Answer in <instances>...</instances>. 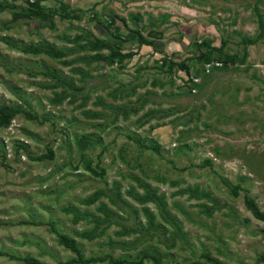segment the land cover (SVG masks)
<instances>
[{
  "label": "rangeland",
  "instance_id": "rangeland-1",
  "mask_svg": "<svg viewBox=\"0 0 264 264\" xmlns=\"http://www.w3.org/2000/svg\"><path fill=\"white\" fill-rule=\"evenodd\" d=\"M61 1L82 20L56 15L53 23L13 24L12 9L0 10V105L21 104L34 115H19L10 128L0 129V264H25L14 256L45 264L76 258L57 232L74 238L86 258L112 255L135 261L148 251L158 254L161 264H209L202 254L210 253L223 264H264L259 261L264 222L245 204L248 195L264 212V38L248 47L243 64L209 68L194 60L204 40L217 47L226 40V51L242 57L243 38L259 35L256 7L264 17V0H45V7ZM92 9L103 20L126 19L127 27L121 20L116 27L131 38L125 44L134 53L131 59L114 66L103 61L65 66L61 62L78 55L59 61L19 50L39 44L69 49L78 43L68 40L88 33L104 38L106 29L90 20ZM136 32L155 45L139 47ZM163 59H190L192 76L167 74L168 67H160ZM50 72L76 89L44 87L59 84L45 75ZM135 88L136 94L125 99ZM67 94L71 101L63 98ZM54 98L62 104L53 105ZM100 98L104 103L97 105ZM129 100L137 107L147 104L128 121H115L116 106L127 104L130 111ZM88 111L102 118L89 119ZM84 134L102 141L82 149L77 142ZM129 134L157 144L160 153L141 149ZM20 144L27 148L16 155ZM50 151L53 159H32ZM207 160L212 166L204 165ZM88 166L106 173L96 176ZM224 180L244 190L235 197ZM143 184L164 196L181 231L165 220L161 201L140 204L128 194L130 187L146 194L149 188ZM196 185L207 199L180 193ZM144 208L155 217L150 229Z\"/></svg>",
  "mask_w": 264,
  "mask_h": 264
},
{
  "label": "trees",
  "instance_id": "trees-1",
  "mask_svg": "<svg viewBox=\"0 0 264 264\" xmlns=\"http://www.w3.org/2000/svg\"><path fill=\"white\" fill-rule=\"evenodd\" d=\"M12 9L13 11V17L12 22L13 24L20 21V20H28L33 21L37 20L40 22L45 21H51L54 22V16L59 15L62 19H69V20H82L81 14H77L75 11H69V5L63 3L62 1L59 2L58 6H51L49 8L45 7V0H31L27 1L25 4H1L0 3V10L3 12L7 9ZM19 10V11H18ZM18 11V12H17ZM90 15V20L98 24V26H102V28L106 29V32L108 34L106 36H103L104 38L98 37L93 35L92 33H88L87 36L81 34L76 35L73 40H68L71 44H77L74 45L72 48H61L57 49L56 46L52 44H46V45H29L25 46L23 48H20L19 50L22 51L25 54H30L34 56H41L44 55L48 58L55 59V60H63L71 55L77 54L78 56L70 61H63L61 62L65 66H70L77 63H83L88 66L93 65L94 63L98 62H105L107 66H114L115 64H123L126 60L131 59L134 55L133 51H129L125 49V44L127 42H130L131 38L128 36H124L122 34L121 28L116 27L117 20H121L123 24L127 27V21L125 18L120 17L118 15H113L110 17V19L103 20L100 18V15L98 14L96 9H92ZM256 12L258 14V23H259V35L256 38L253 37H244L242 40V43L244 44V55L242 57L238 56L237 54H230L226 51V47L228 45V42L226 40L222 41V45L220 47L215 46L212 41L210 40H204L201 42V44H198L196 46L197 48V55L195 56L194 60L197 61L199 64L202 65V67H205L206 65L211 64H221L222 67L228 68L230 65H237V64H243L247 61L248 58V47L251 45L257 44L259 41H261L264 38V17L261 14L258 7H256ZM135 19L136 17L133 16ZM140 19V17L138 16ZM53 26V25H52ZM9 28V25L7 26ZM114 28V32H111V29ZM85 33V32H84ZM137 34V43L139 44V47L143 46H154L155 43L148 39L145 35H143L141 32H136ZM80 41H85L84 44H80ZM105 51H108V53H105ZM193 60V59H191ZM188 61L190 59L177 62L173 59L166 62L165 59L162 60L161 68H164L167 66L166 73L169 75H174L177 71L185 72L186 75H191V66L188 64ZM167 63V64H166ZM79 72V70H77ZM45 75L50 76L58 81L59 84L55 86H50L49 84L44 85V87H71L73 90H75V86L73 83L64 77H58L62 75H58L57 73L50 72L46 73ZM194 78H190V82H193ZM156 85V84H155ZM194 86H197L195 84ZM43 87V88H44ZM64 91H67L64 89ZM63 91V93H64ZM66 93V92H65ZM136 94V88L133 89L130 93L126 94V98H131ZM66 100H70V94H67L65 97ZM141 100L140 97L136 99V101ZM71 101V100H70ZM136 101L132 102L129 100V104L131 106L130 111L127 110V104H124L122 106H116L117 113L115 116V121L119 119V117H122L124 120H129L131 115H138L146 106L147 101H144L141 106H136ZM53 105H59L62 104V99H52L51 100ZM103 104L104 101L101 100L97 103ZM87 117L89 119H99L102 118L101 113L97 112H85ZM19 115H25L29 118H34V115L30 112H27L24 107L20 104L16 105H8V104H1L0 105V129H8L12 125V122L15 120V118ZM128 138L138 144V146L141 149H153L157 153H160V146L157 144L148 145L146 144L145 140H142L139 136L135 134H129ZM101 138H98L95 136V134H84L79 140H78V146L82 149H85L86 147H94L96 143L101 142ZM27 146L25 144H20L16 150V155H19V152L23 149L26 150ZM106 150V148H105ZM2 152L4 154V159H6V153L4 148L2 149ZM54 158L53 151H50L49 154L39 157V158H32L34 160H43L44 158ZM2 164L6 165L5 162H2ZM204 165L212 166V162L210 160H207ZM88 169L94 173L96 176L103 177L106 173L105 169H101V173L94 170L92 167L88 166ZM224 184H226L230 192L233 196L238 197L241 193L242 186L240 184L238 185H232L227 180H224ZM142 187L149 188V191L146 190V194L140 195L133 187H130V190L128 191V194L132 197L137 198L138 202L140 204H147L151 200H157L161 201L165 213L167 212L168 218H164L167 222L173 223V226L177 228V230L181 231L182 224L176 219L175 216L169 215V211L167 210V204L165 202V198L163 195L158 196V191L153 189L149 184H143ZM189 193V197L196 200H202L204 198H208L209 195L201 190H199V187L196 185L195 187H190L188 189H185L181 191L180 193ZM210 199V198H209ZM211 200V199H210ZM124 201V200H123ZM245 204L248 210L252 213V215L259 221L264 222V212L261 211L260 207L256 203L255 199L252 197H249L248 195L245 196ZM70 212V211H69ZM143 212L145 213L148 221H147V228L153 226L154 222V215L151 212L149 208H144ZM150 223V224H149ZM150 229V228H149ZM96 230L94 228L93 232ZM57 235L60 239L61 244L73 251L77 257L69 260L68 262H64L61 264H97L101 262L111 261L114 264H142L146 259H149L151 261H154L155 264H161L160 258L158 257V254L154 255L151 252L146 251L143 256L139 260L135 261H129L126 258H113L112 255H109L107 257L101 258V257H85L83 250L81 246L78 244V242L70 237L69 235L57 232ZM80 236L82 237H90L93 238V236H87L85 233H81ZM203 258L209 263V264H223L218 258L213 257L210 253H204L202 254ZM14 258L18 260H22L25 264H45L41 260H39L36 257L32 256H25V257H15ZM264 261V256L259 260Z\"/></svg>",
  "mask_w": 264,
  "mask_h": 264
},
{
  "label": "built area",
  "instance_id": "built-area-1",
  "mask_svg": "<svg viewBox=\"0 0 264 264\" xmlns=\"http://www.w3.org/2000/svg\"><path fill=\"white\" fill-rule=\"evenodd\" d=\"M212 65H213V64H211V65H206V67H209V68H210Z\"/></svg>",
  "mask_w": 264,
  "mask_h": 264
}]
</instances>
